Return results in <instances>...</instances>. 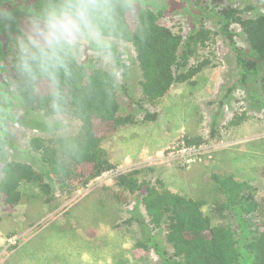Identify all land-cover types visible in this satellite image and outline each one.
Wrapping results in <instances>:
<instances>
[{"label":"trees","instance_id":"1","mask_svg":"<svg viewBox=\"0 0 264 264\" xmlns=\"http://www.w3.org/2000/svg\"><path fill=\"white\" fill-rule=\"evenodd\" d=\"M142 2L148 33L143 43L133 48L140 71L141 98L133 101L125 83L120 92L116 91L101 104L99 112L93 111L86 150L67 168L58 169L54 165L52 146L44 137L30 139L29 161L0 160V196L6 206L16 207L23 199L30 201L34 197H39L44 204L52 203L57 196L66 199L113 171L114 165L102 147L104 140L121 127L137 124L131 111L133 106H154L174 84L193 83L191 80L208 66L207 60L198 61L199 50L207 48L216 36L235 54L239 69L236 85L249 99L264 107V12L259 13L252 6L241 9L230 5L207 10L204 0ZM180 9L187 19L189 32L185 36L181 26L161 24ZM251 11L255 12L253 17L242 16ZM204 20L212 21L218 27L217 32L204 29ZM234 26L244 37L246 47L236 46ZM127 74H123L124 78ZM123 96L128 100L126 105L122 102ZM155 117V113L146 111L140 123L154 121ZM238 118L233 115L228 126L238 125ZM184 140L189 145H198L186 134ZM139 174V170H131L113 178V187L117 189L115 201L121 203L119 199L124 193L135 195L147 219L145 224L133 219L140 228V238L133 250L135 258L153 252L158 261L155 264H264V208L250 183L232 176H211L215 192L223 197L216 212L230 218V224L215 226L202 212L203 201L170 192L160 182L154 186L138 179ZM22 188L31 189L35 194L23 192Z\"/></svg>","mask_w":264,"mask_h":264},{"label":"rangeland","instance_id":"2","mask_svg":"<svg viewBox=\"0 0 264 264\" xmlns=\"http://www.w3.org/2000/svg\"><path fill=\"white\" fill-rule=\"evenodd\" d=\"M204 4L207 10H218L230 5L241 9L252 6L256 7L259 13L264 12V0H204ZM181 11L183 12V9L178 10L175 15L181 17L183 25H179L175 19L168 23L164 20L161 24L167 27L181 26L185 36L189 31L186 16ZM254 14V11L244 12L242 16L250 18ZM202 25L206 30L217 32L218 27L210 20H204ZM234 29L236 46L246 47L244 37L237 27L234 26ZM197 57L199 62H208V66L196 75L197 78L205 71L216 68V73L212 72L218 77L216 83L222 87L218 95H213L208 102L205 100L210 113L207 111L204 115H198L199 110L205 109L204 104L199 105L204 102V98L199 97L194 101L187 95H180L186 85L174 84L171 92L154 106L144 104L141 108H131L137 124L128 127L129 131L123 134L116 131L104 140L102 147L114 165L113 171L103 174L69 198L57 196L50 204H44L39 197H34L30 201L23 199L16 207H9L0 196V264L157 263L153 252L142 254L138 258L133 256L135 243L140 238L139 225L133 219L144 224L147 219L142 206L136 202L135 195L124 193L119 199L121 203L115 201L117 189L113 187V178L121 172L139 170L138 179L147 180L154 186H158L157 182H160L162 187L170 189V192H173V188L176 190L173 193L203 201L202 212L215 226L230 224V218L226 214L216 212L217 206L223 202V197L214 190L211 181L213 175L232 176L239 181L250 183L255 188V197L264 208V107L249 99L243 89L236 85L239 69L235 63V54L222 38L214 37L207 48L199 50ZM139 81L140 71L132 51V62L127 77L124 78L122 74L119 92L126 83L129 97L138 101L141 98ZM212 88L215 90L214 86ZM222 91L226 93L224 96H221ZM122 102L125 105L128 103L125 96L122 97ZM146 111L155 113V120L140 123ZM233 115L239 117L235 128L228 126ZM155 121L157 126L163 124L162 127H166L168 131L166 135L158 133L150 138L151 143L167 144L169 132L173 129L176 130V136L168 145L175 143L183 131L187 137L194 138L198 145H204L210 151V159L195 165L201 166L202 169L197 173H187L186 170L195 166L185 168L174 160L175 164H166L168 168H176V171H173L174 176L173 173L168 174L169 171L160 174L148 172V168L157 161L150 163L146 158L158 152L138 153L135 159L129 157L128 163H125L126 150H131V147L139 143V133L144 134L148 124ZM29 136L30 139L47 138L38 128H33ZM26 147L28 150V145ZM248 158L253 161L249 167ZM0 160L29 161V156L24 157L12 152L7 157H0ZM239 160L242 161L237 163ZM175 174L179 176L176 177ZM186 183H192V190L183 187ZM22 191L33 192L27 188H22ZM262 215L264 216V213ZM152 234H155V231ZM10 237L16 239L13 246L8 244L7 239ZM161 238L164 240L162 234Z\"/></svg>","mask_w":264,"mask_h":264},{"label":"clouds","instance_id":"3","mask_svg":"<svg viewBox=\"0 0 264 264\" xmlns=\"http://www.w3.org/2000/svg\"><path fill=\"white\" fill-rule=\"evenodd\" d=\"M147 33L142 0H0V157H26L38 128L71 166Z\"/></svg>","mask_w":264,"mask_h":264},{"label":"crops","instance_id":"4","mask_svg":"<svg viewBox=\"0 0 264 264\" xmlns=\"http://www.w3.org/2000/svg\"><path fill=\"white\" fill-rule=\"evenodd\" d=\"M215 69L216 68H213L212 70L209 69V70L205 71L198 78H197V76H195L191 80L193 83L185 84L186 88H184L183 92L180 93V95H187L190 98H193L194 101L197 100L199 97H203L204 98V102L202 104H199V105L202 106L204 104L205 109L199 110L198 115H200V114L204 115L205 114L204 112L207 113V111H209L208 110L209 105L206 104L205 102L206 101L208 102L213 97V95H216V94L218 95L219 92H220L219 90L222 88V87H219V84L216 83V80H218L216 78H218V77H217V75L214 74V72H212V71H215V73H216ZM216 85H217V87H216ZM212 86H214L215 90L212 88ZM227 92H228V90L226 91V93ZM224 93L225 92L222 91L221 92V96ZM167 113H169V111ZM209 113H210V111H209ZM184 120L187 121V118L184 117ZM156 122L157 121H155L153 123H149L148 127L145 128L146 132L144 134H141V132L139 133V139L141 141L139 143H137L135 146L131 147V150H126V153H127V155H126L127 157L126 158H127V160H125V163H128L129 157H131L132 159H135V157L138 155V153H140V154L141 153L153 154V153L160 152L161 150H163L166 145L169 146L168 144L171 143L172 140L176 136V134H175L176 130L175 131H173V129L170 130L167 144H161V142L158 143V144L151 143L150 138L156 136L158 133L166 135V132L168 131V129L166 127L165 128L162 127L163 124H160V126H157ZM187 125L189 126L190 124H187ZM128 127H131V126L121 127L117 131H118V133L123 134L124 132L129 131ZM231 127L235 128V126H231ZM120 129H121V131H120ZM242 160H245V159H242ZM242 160H239L237 163H240ZM248 160H249L250 164L247 167H249V166H251L253 164V161L250 158H248ZM170 163L175 164L174 160H159V161L153 163L151 165V167L148 168V169H150L151 172H153L155 174H160V172H162V173L163 172H167L168 173V171H169L170 173H168V174L171 175V173H173V176H174V172L173 171H176V168L175 167L168 168V166H166V164H170ZM200 169H202L201 166H195V167L191 168L190 170H186L185 172H187V173H192V172L197 173ZM183 174H186V173H183ZM175 176L178 177L179 175L175 174ZM183 187H186V188L189 187L190 190H192V188H191L192 187V183L191 184L190 183H186V184L183 185ZM168 188H170V187H168ZM172 191L176 192V190L173 189V188H172Z\"/></svg>","mask_w":264,"mask_h":264},{"label":"built area","instance_id":"5","mask_svg":"<svg viewBox=\"0 0 264 264\" xmlns=\"http://www.w3.org/2000/svg\"><path fill=\"white\" fill-rule=\"evenodd\" d=\"M177 20L178 24L180 22L183 25V22L180 16L173 15L165 19V23H168L171 20ZM211 158L210 151L204 145H189L184 140V132L177 138L175 143L167 146L163 151L158 152L157 154L146 158L148 162H154L158 160H175L179 162L183 167L189 168L191 166L202 164L205 160ZM8 244L12 246L15 245L16 239L10 237L7 239Z\"/></svg>","mask_w":264,"mask_h":264}]
</instances>
